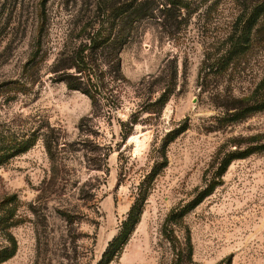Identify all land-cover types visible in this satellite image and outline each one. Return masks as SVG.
Masks as SVG:
<instances>
[{
    "label": "rangeland",
    "instance_id": "obj_1",
    "mask_svg": "<svg viewBox=\"0 0 264 264\" xmlns=\"http://www.w3.org/2000/svg\"><path fill=\"white\" fill-rule=\"evenodd\" d=\"M110 1L0 0V155L35 141L0 156V255L16 247L1 264H99L140 199V222L111 264H264V111L232 109L264 80V43L231 56L240 0H155L173 1L171 12L161 4L135 25L121 53L122 107L95 116L51 69L84 27L109 26ZM185 124L161 167V146ZM52 128L55 165L42 138ZM234 152L248 156L218 179Z\"/></svg>",
    "mask_w": 264,
    "mask_h": 264
},
{
    "label": "trees",
    "instance_id": "obj_2",
    "mask_svg": "<svg viewBox=\"0 0 264 264\" xmlns=\"http://www.w3.org/2000/svg\"><path fill=\"white\" fill-rule=\"evenodd\" d=\"M106 2L108 0H103V3L106 4ZM171 2L173 3V1ZM172 3L164 5L155 0L110 1L108 10H111L109 18L111 17L112 21H110L109 26L105 28L103 26L104 21L102 20V23L98 24L97 21L99 20H97L82 29V36L87 34L85 40L80 41L79 44L75 43L69 48L66 47L64 51L59 53L60 57L51 69V72L55 74V81L63 82L68 89L79 91L89 97L92 103L93 115L96 116L104 108L110 116L113 115L122 107L123 88L129 82L122 71L121 53L128 44L135 25L141 20L153 17L155 10L161 4L164 5L166 12L170 13L171 8L167 6ZM240 3L241 9L235 22L233 34L229 38L231 56L232 54L233 56L245 54L254 44L258 42L264 43V0H240ZM102 15H105V12ZM98 56H101L105 61L98 63ZM107 64L111 65L107 70H104ZM170 91L162 93L158 100L161 110L169 100ZM238 103L232 107V109L238 111L234 116H247L263 112L264 80L259 84L251 98L238 100ZM89 119L84 118L81 121L80 131L84 132V123L90 122ZM134 124H136V121ZM122 126L126 125L123 124ZM187 129L188 125L185 124L178 130L171 132L167 137L160 149L161 158L164 160L161 167H165L168 163L167 148L169 144ZM54 131L52 128L50 129V134L46 132L42 135L45 148L53 165L57 162L54 150L60 146L61 141L58 137H53L55 135ZM122 132L124 134L123 140L125 141L130 132L124 130ZM34 142L33 137L25 136L19 142L17 141L8 146L3 151L4 155L0 156L2 158L6 156L7 159H10L26 153L34 145ZM247 156L248 154L244 152L230 154L224 160L217 178L219 179V177L223 176L233 161L245 159ZM157 172H153L154 175ZM219 184L218 181H213L198 196V199L193 202L191 207L198 206ZM142 200L140 199L135 203L127 220L122 224L120 234L109 244L99 264H111L116 256L121 253L136 225L140 222L143 207ZM183 215L184 213L181 216ZM173 218H176V216ZM15 252L16 247H13V249L6 250L3 254L1 253L0 264L14 256ZM222 264H232V258L226 259Z\"/></svg>",
    "mask_w": 264,
    "mask_h": 264
}]
</instances>
